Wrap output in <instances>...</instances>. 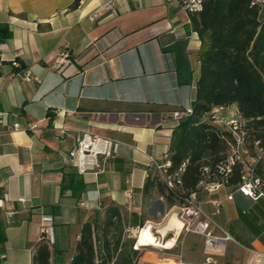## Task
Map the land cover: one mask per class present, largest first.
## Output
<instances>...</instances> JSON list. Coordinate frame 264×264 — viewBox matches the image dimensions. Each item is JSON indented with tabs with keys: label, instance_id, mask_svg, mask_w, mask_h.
Masks as SVG:
<instances>
[{
	"label": "crops",
	"instance_id": "1",
	"mask_svg": "<svg viewBox=\"0 0 264 264\" xmlns=\"http://www.w3.org/2000/svg\"><path fill=\"white\" fill-rule=\"evenodd\" d=\"M73 1L0 0V110L5 125L19 124L1 135L0 264H30L41 224L52 228L50 264H69L82 224L107 206L136 211L159 230L176 210L143 186L150 158L168 153L172 129L195 98L200 40L190 13L167 0H82L70 9ZM60 50L69 62L58 66ZM83 133L116 142L111 157L97 156V174L78 172L70 160ZM202 192L212 231L223 228L234 240L227 253L241 251L246 264L252 250L264 251V198L225 186ZM141 249L137 264L178 262ZM222 253L208 252L195 234L181 243L188 264Z\"/></svg>",
	"mask_w": 264,
	"mask_h": 264
},
{
	"label": "trees",
	"instance_id": "2",
	"mask_svg": "<svg viewBox=\"0 0 264 264\" xmlns=\"http://www.w3.org/2000/svg\"><path fill=\"white\" fill-rule=\"evenodd\" d=\"M81 1L74 0L69 8L76 9ZM190 23L200 40L195 98L191 113L178 118L173 127L168 149L169 173L185 163L180 183L175 181L169 189L163 181L148 177L143 186L145 195L153 189L169 207L181 204L193 192L200 197L202 180L217 178L232 190L241 183V164H235L227 175L218 171L228 153L226 139L232 137L213 122L214 108L235 105L245 121L249 154H256V142L264 146V9L250 0H203L202 9L190 14ZM8 36L9 32L2 34V38ZM255 172L264 179V159ZM144 222L141 214L119 205L96 212L82 224L69 264H137L141 252L133 248L131 230ZM50 259L51 244L39 239L30 264H50Z\"/></svg>",
	"mask_w": 264,
	"mask_h": 264
},
{
	"label": "built area",
	"instance_id": "3",
	"mask_svg": "<svg viewBox=\"0 0 264 264\" xmlns=\"http://www.w3.org/2000/svg\"><path fill=\"white\" fill-rule=\"evenodd\" d=\"M177 2L183 9L188 13L194 14L202 9L203 0H167ZM251 5L259 6L264 9V0H250ZM109 4L104 6L102 10L108 9ZM69 62V54L66 50H60L57 54L56 63L57 65H64ZM12 65L19 67V62L14 59L11 61ZM25 76L29 78L28 71L25 72ZM223 108H214L211 111V116L215 124L223 126L227 131L231 133L230 139H226L228 146V153L225 161L218 166V171L222 175H227L231 172L232 167L239 163L242 165L243 172L241 176V183L237 186L236 191L241 195L248 197L252 200H258L264 198V179L258 176L255 172L256 165L259 161L264 159V146H260L258 142L256 145V154L251 155L245 149L246 142V129L245 121L239 117V115L234 112L230 117L222 119L216 116L218 110ZM191 113L189 109L185 115ZM19 128L18 123H12L5 125V113L0 110V148H1V135L5 130L13 131ZM116 150V142L108 138H102L97 135H91L83 133L79 136L76 142V146L73 150L69 152V157L71 162L74 163L78 172L85 173L87 171H92L95 174L101 172L102 169L97 161V156L102 155L104 158H109L113 155ZM185 163L174 172L169 173L167 167L170 166V160L168 153H164L161 157V161L154 158H150L149 170L146 172L147 177H156L157 179L163 181L166 186L171 189L173 183L176 181L180 183L179 175L183 171ZM204 173L208 174V168L203 169ZM199 186L203 191L215 192L220 188L224 187L223 180L217 178L211 181L202 180ZM6 195L0 189V208L3 206V201ZM228 200L233 198L232 193H229L225 197ZM215 211L218 212L222 203L221 198H215L211 200ZM176 217L180 220V228H172L168 230L165 234H162L158 227L150 221H145L142 227L137 228L134 234L135 242L133 248L135 250H141L143 245H138V238L140 235V230L149 226L151 232L155 235L156 241L159 244L158 247L164 249H173L177 246L179 236L181 234H195L203 238L204 248L212 253L218 254L224 252L227 244L234 241L232 236L223 228H219L218 233L212 231V221L204 215L200 207V201L198 199L197 193L193 192L185 197L181 204L176 206L175 213ZM167 216V215H166ZM44 221H50L51 217L49 215L43 216ZM169 235L171 237H169ZM39 239L48 241L50 244L53 243L52 228H48L44 224L39 227ZM171 240V244L166 246L167 240ZM146 246V245H144ZM4 257V254L0 252V260ZM210 259V258H209ZM246 264H264V251L252 250Z\"/></svg>",
	"mask_w": 264,
	"mask_h": 264
},
{
	"label": "rangeland",
	"instance_id": "4",
	"mask_svg": "<svg viewBox=\"0 0 264 264\" xmlns=\"http://www.w3.org/2000/svg\"><path fill=\"white\" fill-rule=\"evenodd\" d=\"M232 109L233 108L230 107L227 109L218 110L216 113L217 119L218 118L225 119V118L230 117L231 114L233 113ZM162 228H164V227H162ZM184 236H185L184 234H181L179 236L177 246L173 249L167 250V249H164V248H161L158 246H151V247H155L160 253L164 254L165 256H170L172 258L175 257V259H177V261H178L177 264H185L184 263L185 257L180 254L181 243L184 239ZM132 237H134L133 232H132ZM140 252L142 253V249L140 250ZM225 253H226V255H225ZM213 257L216 258V261L210 260L208 262L206 261L203 264H228V261H230V260H232L231 262H234L235 264H242V260H243V254L241 253V251H234L233 253L232 252L227 253V249H225V251L218 256L217 255L212 256V259H213ZM186 264H188V263H186Z\"/></svg>",
	"mask_w": 264,
	"mask_h": 264
},
{
	"label": "bare ground",
	"instance_id": "5",
	"mask_svg": "<svg viewBox=\"0 0 264 264\" xmlns=\"http://www.w3.org/2000/svg\"><path fill=\"white\" fill-rule=\"evenodd\" d=\"M169 222H172L170 226L168 225ZM180 226H181L180 220L176 217L175 214H172L168 218L167 225H165L164 228H162L160 231L162 234H165L167 230L172 229L174 227L180 228ZM137 244L159 246V244L156 241L155 235L151 232L150 227L148 225L140 230V235ZM170 244H171V240L169 239L167 240L166 246H169Z\"/></svg>",
	"mask_w": 264,
	"mask_h": 264
},
{
	"label": "water",
	"instance_id": "6",
	"mask_svg": "<svg viewBox=\"0 0 264 264\" xmlns=\"http://www.w3.org/2000/svg\"><path fill=\"white\" fill-rule=\"evenodd\" d=\"M169 237H171V236L169 235ZM167 250H169V249H167Z\"/></svg>",
	"mask_w": 264,
	"mask_h": 264
}]
</instances>
